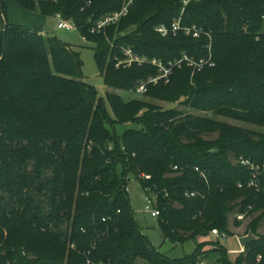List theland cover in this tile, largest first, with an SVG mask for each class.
<instances>
[{
    "label": "trees",
    "instance_id": "obj_1",
    "mask_svg": "<svg viewBox=\"0 0 264 264\" xmlns=\"http://www.w3.org/2000/svg\"><path fill=\"white\" fill-rule=\"evenodd\" d=\"M14 2L31 13L71 20L94 45L104 85L125 92L157 71L147 64L116 68L113 59L123 57V48L164 63L182 55L206 58L207 36L154 31L177 20L201 27L210 32L215 66L193 75L176 68L168 83L149 84L143 96L184 99L191 110L264 129V0H134L125 17L98 34L90 33L91 26L120 10L124 0ZM0 22V264H198L199 245L181 260L152 248L133 217L129 174L158 193L159 229L172 243L213 229L226 235L228 214L251 206L249 216L258 214L247 232L259 239L233 263L217 243L218 261L264 264V236L257 231L264 194L249 188V170L231 161L263 164L264 133L124 102L116 94L98 96L68 45L9 24L2 0ZM116 124L131 128L117 133ZM213 133L214 140L203 139ZM259 182L264 187V172ZM194 190L201 197L184 196Z\"/></svg>",
    "mask_w": 264,
    "mask_h": 264
},
{
    "label": "rangeland",
    "instance_id": "obj_2",
    "mask_svg": "<svg viewBox=\"0 0 264 264\" xmlns=\"http://www.w3.org/2000/svg\"><path fill=\"white\" fill-rule=\"evenodd\" d=\"M5 6V17L9 24L22 26L29 32L37 33L41 32L44 36L56 37L58 40L68 45L72 51H75L79 55L82 66L83 80L92 85L98 96L105 98L106 93L116 94L121 96L124 102H130L135 100L136 102L146 106L151 105L159 110H178L184 115H194L198 117H209L214 121L231 124L233 126L249 129L253 132L264 133V129L251 126L242 122H236L228 118L216 117L212 113H202L196 110H191L185 107L181 101L176 103H169L166 101H158L151 99L148 96H141L133 91L125 92L119 89H111L104 85L102 77L99 74V70L94 61V45L86 41L78 32L77 29L71 31L57 30L56 25L58 23L52 16L44 17L38 12L31 13L17 6L14 0H2ZM0 22V32H1ZM264 31V22L261 28ZM42 35V36H43ZM109 111V110H108ZM117 133H120L123 128H131V126L124 125L123 127L116 124L114 126ZM114 128V129H115ZM217 134H208L203 136V139L214 140ZM232 164H235L233 158H231ZM127 182V191L129 204H131L132 213L134 219L138 222L140 231L145 235L148 242H150L152 248L157 250L163 257L170 260H181L184 257L191 256L195 252L196 246H198L197 257L199 263L203 264H223L218 261L220 253H218V245L224 248L227 252V260L229 263H233L238 254H241V247H239L237 239L246 235L248 232V225L252 222L257 214L250 215V218L239 222L235 216V213L228 214L226 235L224 237H215L212 233L209 236H197L194 239L187 240L183 243H172L170 240H164L161 231L159 229V220L150 217L149 213L145 210L146 195L143 192L138 180L133 175L129 174ZM175 208H179L178 204H175ZM260 235L264 236V220H262L257 228ZM218 243V245H217ZM198 263V264H199Z\"/></svg>",
    "mask_w": 264,
    "mask_h": 264
},
{
    "label": "built area",
    "instance_id": "obj_3",
    "mask_svg": "<svg viewBox=\"0 0 264 264\" xmlns=\"http://www.w3.org/2000/svg\"><path fill=\"white\" fill-rule=\"evenodd\" d=\"M50 1V0H47ZM55 1V0H51ZM134 0H124V4L122 8L118 11H114L109 15H106L99 20H97L96 23H94L91 28H90V33L91 34H98L101 32H104L106 28L109 26H112L113 24L118 23L122 17H125L128 14L129 8L133 5ZM189 3V1H186L185 4ZM87 5H90L89 2L86 3ZM55 20L58 21L56 25L57 30H64V31H71L74 29V25L71 20H64L60 14H55L53 16ZM261 20L264 22V14H262ZM155 33L158 35L160 34L162 37H167L169 35L175 36L178 32L183 33L186 36H191L192 38L199 39L202 36H207L209 39V43L207 44L208 48V54L206 58H201V59H194L193 57H189L187 55H182L179 59H176L175 61H169L167 63L162 62L161 60H157L154 58H148L146 56L141 57L138 56L133 52L132 49H124L123 48V57L118 58L117 56L114 57L113 62L116 68H129L132 65H138V66H144L145 64L150 65L151 67H154L157 71V76L156 77H149L145 79V81H140L135 90L134 93L143 96L147 90V86L149 84H157L161 80H163L165 83L169 82V76L173 72L174 69L176 68H182L183 66L189 68L192 72V75L195 72H200L204 70L207 67H214L215 63L213 62L212 59V54H211V36L210 32H204L201 27H198L196 25H191L190 27H183L180 23V20L174 21L173 24L170 26H165V25H159V27H156L154 29ZM264 35V31L261 32ZM236 165H241L242 167H245L247 170L250 172V180L248 181L247 185L249 188L255 189L257 192H261L264 194V187H261L260 182H259V177L262 175L264 172V163L263 164H257L253 163L249 159H245L243 157H240L234 161ZM173 170H176V167L173 168ZM194 171L199 172L201 177L205 180L206 176L203 172L199 171L198 168H194ZM141 178L143 180H148L150 179V176H145L142 175ZM239 188H241L240 185H238ZM143 192L146 195L145 198V203L146 207L145 210L147 213H149L150 217L153 219H157L160 215V211L158 209V203H157V198H158V193L154 191L152 188H142ZM184 196L188 199H194L196 197H201V194L199 191L194 190L192 192H186ZM252 210L251 206H248L244 211H241V213H235L236 219L241 222L244 221L248 218H250L249 213ZM211 233L215 237H224L225 234L219 233L217 230L213 229L211 230ZM241 251L240 253H242ZM259 258H257V262L259 261ZM86 264H96L92 263L88 260ZM202 264V263H200Z\"/></svg>",
    "mask_w": 264,
    "mask_h": 264
},
{
    "label": "water",
    "instance_id": "obj_4",
    "mask_svg": "<svg viewBox=\"0 0 264 264\" xmlns=\"http://www.w3.org/2000/svg\"><path fill=\"white\" fill-rule=\"evenodd\" d=\"M5 28H6V24L4 25V30ZM257 239H259L258 236H255L251 231H248L246 235L239 237L237 241H238L239 247H241L242 251H244L246 246L257 241Z\"/></svg>",
    "mask_w": 264,
    "mask_h": 264
},
{
    "label": "crops",
    "instance_id": "obj_5",
    "mask_svg": "<svg viewBox=\"0 0 264 264\" xmlns=\"http://www.w3.org/2000/svg\"><path fill=\"white\" fill-rule=\"evenodd\" d=\"M38 34H40V35H43L41 32H37ZM44 36V35H43Z\"/></svg>",
    "mask_w": 264,
    "mask_h": 264
}]
</instances>
